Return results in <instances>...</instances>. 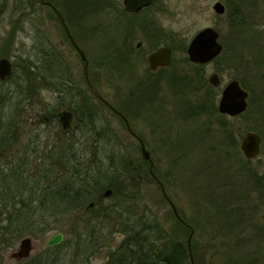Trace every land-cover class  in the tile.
Masks as SVG:
<instances>
[{"label": "trees", "instance_id": "16d2710c", "mask_svg": "<svg viewBox=\"0 0 264 264\" xmlns=\"http://www.w3.org/2000/svg\"><path fill=\"white\" fill-rule=\"evenodd\" d=\"M35 1L26 0L23 6L17 8L22 12V16L37 12ZM95 1L101 0L93 2ZM10 3V0H0V17L9 10ZM60 10L63 13L62 9ZM226 15L230 26L238 30L246 27L245 9L241 1L237 2L236 8L228 4ZM238 19H240L239 22ZM67 26L72 31L68 18ZM14 30L16 31V28ZM71 34L76 38L75 34L72 32ZM14 36L15 34L12 33L10 42H14ZM38 42L35 59H31V56L27 54L25 57L14 55L13 74L6 82L0 83V152H4L5 156L12 154V145L23 134L18 135L15 130L18 126L15 119L20 114L17 112L25 103L30 104L33 98L38 100L41 108L39 117H47L49 122L44 124H49L54 128L60 127V123L56 120V111L61 108L73 111L78 122L77 133L84 141H72L71 137L67 136L70 129L67 130L68 132L63 130L64 142H60V146L56 149L57 152L50 155V158L66 159L65 164L68 169L63 174L64 180H58L55 173L48 175L52 178L50 180L41 178V176L30 180L19 179L18 172L11 168L13 164L8 165L10 169L4 171L0 177L5 186L3 189L4 205L8 209L5 215L11 213L10 218L4 221L3 241H0L2 247L11 248L18 239L32 232L42 236L50 232L65 230L69 241L67 248L74 247L73 249L76 250L74 264H77L78 258L84 263L88 258V248L94 250L102 244L97 241L96 230L101 225L107 224L113 227L112 232L118 230L123 235V239L116 251L108 253V260L105 264H191L187 247L190 226L200 230L206 228V233H202L213 239L220 235H235L237 232L254 230L261 209L260 200L264 193V169L259 171L258 168L251 167L248 160H243L239 145L247 130L259 133L264 142V128L258 126L255 121H252V125L242 124L241 120L250 109L234 118L218 112L219 92L207 83L202 71L203 65H193L192 75L180 74L173 66L164 71L163 78L168 84L166 87L171 94L173 106H176L175 112L179 111L175 114L183 121L182 124L188 126L182 138L194 136L188 142L183 139L172 142L169 139L168 144L163 143V145L170 147L167 151L171 152L169 155L171 166L174 168L176 166L177 170V167L182 164L178 170L179 173L186 174L185 169H188L187 173L192 172L191 176L189 175L190 181L181 183V186L188 190L193 186L192 190L198 198L197 202L192 201L197 209V223L193 219L185 218L181 212H179L180 216L186 224L179 221L171 209L173 221L167 225L168 222H161L146 204L144 205L147 207L143 211H136L139 203L143 201L142 187L146 179L158 185L150 169L164 186L168 183L166 176L157 171L153 158L151 165L142 157L133 159L129 153L119 149L120 140L109 123L103 121V110L108 109L89 93L86 86L83 88L77 85L70 77L71 75L64 77V69L55 50H50L42 41ZM122 49L124 50L115 49L111 43L106 47L107 54L102 62L113 74L117 70L116 66L125 64L127 59L125 57L127 48ZM9 55L4 50L0 54L6 57ZM126 66L129 68V64ZM122 75L133 77L132 73ZM240 82L249 92L248 107L250 108L254 104L255 96L244 80ZM196 83L203 88L200 95L194 92L195 86H198L194 85ZM5 85H13L15 88L13 91L1 90ZM50 85L53 92H56L54 105L47 103L42 96L43 92L49 91ZM61 85L66 86L68 99L63 98ZM140 87L141 85H135V89H140ZM139 92L141 93V90ZM130 93L133 95L137 91L132 90ZM154 96L155 94L147 88V92L138 97L142 101L133 100L128 104V109L138 108L141 103H147L145 106L150 107ZM8 105L14 106V112L6 118L7 115L4 116L3 109ZM117 109L127 118V109L123 107H117ZM256 111L252 117L264 122V103L259 105ZM212 117L216 120L215 124L212 123ZM204 118L206 119L202 122ZM98 121L101 123L99 127ZM102 142L110 145V149L100 147ZM79 148L82 149L79 150ZM37 154H39L38 150L31 152L30 148L21 154L13 153L14 157H30ZM89 154H91L92 161L88 159ZM190 157L195 160L185 163L186 165L182 163ZM230 160H234L235 164L228 166ZM49 181H51L50 187H48ZM49 189L58 192L53 197V204L49 203L52 207L48 206L41 197V190L45 192ZM108 189H112L109 197L112 201L104 204L102 200L105 196L103 195ZM31 190H34L38 211L43 210L42 212H47L48 215L49 212L55 210H64L60 214L68 218V228L65 227L62 230V227H59L61 221L54 220L57 215L52 216L53 220H51L50 216V218L42 216L45 214H40L41 218L38 219L35 230L30 227L28 218ZM56 200L63 202V206L59 205ZM90 203H93L92 207L89 206ZM202 205L204 207L208 205L206 220H203L201 213ZM98 223H100L99 226H97ZM256 232L259 237H263L264 231L261 228L256 229ZM78 247L84 249L82 248L79 252L81 249ZM212 247L216 245L213 244ZM223 247L227 248L228 244L223 243ZM233 248L234 246L232 250ZM193 251L196 253L194 242ZM66 255L56 247H46L43 253L17 264H59ZM238 263L257 264L254 255L241 257ZM195 264H199L197 260Z\"/></svg>", "mask_w": 264, "mask_h": 264}, {"label": "rangeland", "instance_id": "374dc122", "mask_svg": "<svg viewBox=\"0 0 264 264\" xmlns=\"http://www.w3.org/2000/svg\"><path fill=\"white\" fill-rule=\"evenodd\" d=\"M50 1L55 3L59 9H62L64 15L69 19L72 26L71 32L76 36V43L87 57L89 63L88 75L93 85H95V88L102 96L115 107L127 109V119L132 129L136 135L141 137L145 142L156 164L157 171L166 176L168 181L165 186L166 191L176 205L178 212H181L185 218L193 219V221L197 223V209L193 206L192 201L195 203L198 198L192 190L193 186H191L189 190L186 186L187 189L181 186V183H188L190 181V174H192V172L188 171L187 173L188 169H185L186 174L182 172L179 173L178 170L181 168L182 164L177 167V170L175 169L176 166L175 168L171 166L169 157L171 152L167 151L170 147L168 148L165 147L166 145H163V143L168 144L169 139H171L172 142L181 141V139H183L182 135H185L188 126L182 124L183 121L175 114L177 112L179 113V111L177 110L175 112L176 106H173L171 94L166 87L168 84L163 78L164 73L161 74L159 71L152 74L149 70L146 71L148 68L147 62L140 58L142 57V53L147 57L151 45L149 46V44L146 45L144 43L142 46L140 57L135 64V73L132 78L125 75H114L113 72L108 70L103 64V58H105L107 54L105 51L106 47L110 46L111 43V45H114L115 49L124 50L122 48H128L127 45L129 43V38L127 39V28L125 25L119 24L123 23L124 20L121 19L119 15V20H116L112 15L116 12L115 4H106L105 1L102 0L99 2H93L94 0ZM85 1L88 2L85 3ZM162 1L163 11L159 13L157 17L153 14H151L152 17H149L150 19L153 18V21L157 19L159 25L157 27H162L164 32L163 34L159 33V37L153 40L157 42V44L152 43V45L158 46L160 44L159 46H162L164 44H169L174 46V62L172 66L176 69V72L180 74L189 73L192 75L193 65L197 64L190 62L187 57L186 50L190 40L196 33L204 28L213 27L218 30L223 50L215 60L204 64L202 69L207 83L212 73L217 72L220 76L221 86L215 88L219 92L217 107L223 87L231 80H244L247 84L246 86L253 92L255 100L254 104H252L250 108H247L250 109L248 111L249 113L245 114L241 122L245 125L255 121L258 126L264 128V122L261 121V123L258 119L255 120V118L252 117L257 112V107L264 103V0ZM217 1L223 3L227 9L228 4H230L232 8H236L237 2L241 1L245 9L247 20L245 21L246 27L238 30L230 26L226 13L217 15L213 10V5ZM10 2L11 5L9 10L0 17V54L2 50L9 53L10 55L8 58L11 59L12 62L16 54L24 57L27 54L31 56V59H35L36 47L39 44L38 41H42L45 45L47 44L50 50H55L59 57V61L62 63V68L64 69L63 76L67 77L71 75L70 77L76 84L84 88L86 85L83 75L84 64L81 62L79 55L65 35L64 29L60 23L53 18V15L50 18V10L38 4L36 13L22 16V12L17 8L23 6L26 0H10ZM239 21L240 19H238V22ZM153 26L154 24L152 27ZM149 27L151 26H148V28ZM14 28H16V31ZM12 33L15 34L14 42H10L9 40ZM155 33L156 32L150 31L148 36L152 37L151 35ZM137 36L138 39L133 42L130 48L138 41L142 40L141 37H139V33ZM1 57L6 56H0V58ZM121 74H124V72ZM135 85H141L140 89H135ZM147 85H151V87H147ZM194 85L198 84L196 83ZM14 88L13 85H5L2 86L1 90L13 91ZM147 88L155 94L152 100L153 104L147 107L145 106L147 103H141L138 108L128 109V104L133 100L142 101V99L138 97H140V94L143 96L147 92ZM194 89L196 95H200L203 92V88L200 85L195 86ZM132 90L137 91V93L132 95L130 93ZM139 90H141V93ZM42 96L50 105L55 104V95L52 92L45 91ZM39 109L41 108L36 98H33L30 104L25 103L20 107V110L17 112L20 114L17 115L15 119V123L18 124L15 130L18 135L19 133L23 134L19 137L17 142L12 145V154H8L5 158L3 157L4 161H0V167L10 162L6 161V159L14 158L15 155H13V153L18 152V150L21 152V150L24 151L28 148H30L31 152L33 148L39 151V154L32 155V157L36 158V164H40L38 162L40 157H50V155L57 152L56 149L60 146V142H64L62 137L63 129L61 126L54 128L49 124L46 125L39 122V117L35 115L41 113ZM61 110H63V108L56 112H61ZM13 112V105H8L3 109L4 116L7 115L6 118L12 115ZM115 115L109 112V110H103L102 117L103 121L109 123L111 129H113L117 138L120 140L121 144L119 149L129 153L133 159L142 157L141 150L139 149V142L129 134L125 123L119 120ZM205 119L206 118L201 121L203 122ZM215 121V118L212 117L213 124H215ZM202 122L198 125L201 126ZM100 125L101 123L98 121V127ZM199 131L202 130L199 129ZM67 136L71 137L72 141L75 142L84 141L81 135L77 133V128L74 123ZM193 136L194 135L190 137L185 136L183 140L188 142ZM166 138L168 139L166 140ZM101 144L100 147L103 149H110V145H106L105 142ZM81 149L82 148H79V150ZM239 150L241 158L243 160H248L244 157L240 145ZM88 159L92 161L91 154L88 155ZM191 160L195 159L190 157L187 161H183L182 163L187 164ZM248 161L251 167L258 168L259 171L264 169V142L261 154ZM232 164H235L234 160H230L228 166ZM203 180L204 179H202V181ZM30 183L32 182L30 181ZM142 198L143 201L139 203L136 211L141 212L148 206L161 222L166 223L165 221H167V225H169V223L173 221L170 213L171 207L165 199H163L158 185L149 181V179H146V183L143 184ZM260 201L261 209L259 210L258 222L257 225L254 226V230L237 232L235 235H220L215 237L216 239H213V237H207L203 234L204 232L206 233V228L200 230L197 228L193 229V227L190 226L194 230L191 239L192 251L193 242L196 245V253L193 251L194 264L195 260H197L199 264H232L233 262V264H239V259L247 255H254L257 264H264V235L263 237H259L256 232V229L259 228L264 231V193ZM207 208L208 205L205 207L202 205L200 207L203 220L207 218ZM210 213L212 214V212ZM59 227H62V230L64 229L61 223ZM111 228L104 231L109 239L107 241H99L102 243L101 250L95 255H89L84 263L78 258L77 264H105L107 262L109 251H114L123 239V235L119 233L118 230L113 232V234L110 232V234L109 230ZM53 233L54 232H50L42 236L37 235L38 237L36 238H38V241H33L34 250L32 251L31 258L45 251L47 240ZM27 236L28 235L22 236L11 248H4L0 245V264H17L16 260L11 257V254L17 250L20 240ZM244 241H246V244L243 245ZM223 243L228 244V247H223ZM63 244L65 247H63L61 252L67 255L61 260L62 263L74 264L76 260V256H74L76 250L73 249L74 247L67 248L69 245V241L67 240L63 241ZM213 244H215L216 247H212ZM233 246L234 250H232ZM228 250L230 251L228 252ZM62 263L60 262L59 264Z\"/></svg>", "mask_w": 264, "mask_h": 264}, {"label": "water", "instance_id": "95a60500", "mask_svg": "<svg viewBox=\"0 0 264 264\" xmlns=\"http://www.w3.org/2000/svg\"><path fill=\"white\" fill-rule=\"evenodd\" d=\"M152 0H128L125 5L126 11H136L144 4L150 3ZM45 4L51 6L57 13L60 22L62 23L66 33L69 36V39L79 54L81 61L85 62L84 65V75L88 86L92 89L94 95L102 101L108 108H110L116 115H118L125 123L126 129L130 135L137 139L140 145L141 156L144 160L148 161L151 165L152 157L150 151L147 149L143 139L136 135L134 130L131 127L129 120L125 117L123 113L118 111L107 99H105L102 94L92 85L89 75H88V62L85 53L76 43L74 37L69 31V28L58 12L56 7L51 2H46ZM213 10L217 15H223L225 13V6L221 2H216L213 5ZM223 45L220 42V34L218 30L213 27H207L200 30L196 33L193 38L190 40L187 47V56L190 62L197 65H204L215 60L222 52ZM171 50L168 47H160L158 50L151 53L148 57L149 68L151 71H155L159 66H167L170 63ZM14 72L13 62L8 57L0 58V82H5L9 79ZM208 83L213 88H218L221 86V79L217 72L212 73L208 78ZM248 98L249 92L242 86L241 82L237 79L229 81L222 89L220 99L218 102V112L221 115L228 117H238L242 115L248 108ZM59 118L61 122L62 129L68 130L71 128V121L73 118V113L69 110H64L59 113ZM263 139L262 136L253 130H247L240 141V149L244 157L248 160L258 157L262 152ZM152 176L156 179L161 194L164 199L167 201L171 207L175 217L183 222V219L179 215L176 205L171 200L168 195L164 184L156 178L153 174L152 169H150ZM112 194V189L105 191L103 196H109ZM90 207L93 206V203L89 204ZM191 228V232L188 237L187 247L189 251V257L191 264H194L193 251H192V236L194 230ZM64 235L62 233H56L52 235L48 241L47 246L54 247L63 242ZM34 249L33 241L31 238L26 237L22 239L19 243V246L15 252L11 254V257L16 260L28 259L31 257L32 251Z\"/></svg>", "mask_w": 264, "mask_h": 264}, {"label": "flooded vegetation", "instance_id": "af4514ba", "mask_svg": "<svg viewBox=\"0 0 264 264\" xmlns=\"http://www.w3.org/2000/svg\"><path fill=\"white\" fill-rule=\"evenodd\" d=\"M127 1L128 0H105L106 4L107 3L115 4L116 12L114 14H112V15H113L114 19H116V20H119V17L124 20L123 23H119V24L120 25H125V27L127 28L126 30H127V34H128L127 39L129 38V43H128V45L126 44L129 49L127 48V52L125 54V57L127 58L125 60V64H121V65L116 66L115 69H117V70L114 71V75L121 76L122 75L121 73H123V72H124V74H128V73L134 74L135 73V68L134 67H135V64H136L137 60L140 57V51H141V48L144 45V43L146 45L149 44V46L151 45V49H150L147 57L145 56L144 53H142L141 54L142 57H140V58L143 59V61L146 60V62H147L148 68L146 69V71L149 70L152 74L157 73V72L160 71V73L163 74L166 69L170 68L173 65V62H174V58H173L174 57V46H171L169 44H164L162 46H159L160 44L158 46H153L152 45V43L157 44V42H154L153 40L155 38L159 37V33L163 34L164 32L162 30V27H157V26H159L157 19L156 20L154 19V21H153L152 20L153 18H151V19L149 18V17H152L151 14H153V15H155L157 17L159 15V13H161L163 11V9H162L163 8V1L162 0H152L150 3L144 4L138 10L133 11V12L125 10V5H126ZM46 2H51V1L50 0H36L35 1V6H36V8H38V4H39L40 6H43V7L47 8V9H49L50 10L49 11L50 18L53 15L54 16L53 18H55L60 23L62 28L64 29V27H63L62 23L60 22V19H59L58 15H57L56 11L51 6L45 4ZM217 2H220V1H217ZM51 3L56 7V9L61 14V16L64 18V20H65V22L67 24L66 15H64L61 12L59 7H57V5L55 3H53V2H51ZM226 12H227V8L225 6V13ZM118 15H119V17H118ZM153 24H154V26L152 27ZM148 26H151V27L148 28ZM149 30L152 31V32H156V33L154 35H151L152 37H150V36H148V34L150 32ZM64 32H65V35L67 36V38L69 39V36L66 33L65 29H64ZM70 33H71V31H70ZM138 33H139V37H141L142 40L138 41L132 48H130L132 46L133 42L136 41V39H138V36H137ZM69 41H70V39H69ZM160 47H168L171 50L170 63L167 66H159L155 71H151L150 68H149L148 57H149V55L151 53H153L154 51L158 50ZM186 53H187V51H186ZM81 62L85 65L84 61H81ZM87 62H88V60H87ZM126 64H129V68L126 66L127 69H128L127 71H126V67H125ZM13 67H14V65H13ZM88 69H89V63H88ZM83 75H84V72H83ZM89 79H90V76H89ZM84 81H85V84H86L85 86L87 87L89 93L94 95V93L92 92V89L88 86V84L86 82L85 75H84ZM90 81H91V79H90ZM1 83H4V82H1ZM91 83H92V81H91ZM92 85H93V83H92ZM61 86L63 87V89H62L63 98L68 99L69 95H68V91H67L66 86L65 85H61ZM93 86L96 87L95 85H93ZM51 88H52V86L50 85V89ZM50 89H48V90L50 92H52L56 96V92H53V89H51V90ZM94 97L98 101H100L95 95H94ZM100 102L103 103L102 101H100ZM103 105L111 113H113L115 115V113L110 108H108L104 103H103ZM96 106H98V105H96ZM115 108L117 109V107H115ZM64 110H68V109H63L61 111H64ZM69 111H71V110H69ZM71 112L73 113V111H71ZM59 113L60 112L57 113L56 120L60 123V126H61ZM35 115L39 117V115H41V113H38V114H35ZM115 116L118 117L120 120H122L118 115H115ZM39 122L40 123H47V122H49V119L47 117H45V116H43L42 118L39 117ZM73 123L76 125V128H77L78 122H77V119H76L74 113H73V118H72V121H71V127L73 126ZM65 131H67V130H65ZM32 150H35V149L33 148ZM22 152H23L22 150H21V152L18 150V152H16V154H21ZM0 157H2V158H0V161H4L5 153L4 152H0ZM6 161H10V162L7 163V164H4V166L0 167V177L3 174L4 171L10 169V167L8 166L10 164H13V167H11V168L15 169L18 172L19 179H23V180H27V179L30 180L31 178H35L37 176H41V178H46V179L48 178L50 180L52 178L49 177L48 175H53V173H55L57 175L56 178L58 180H64L63 179L64 178L63 174L66 173L67 169H68L66 164H65L66 159L44 157V158H39L38 159V162L40 164H36V162H37L36 158L30 156V157H14L12 159H6ZM50 186H51V181H49L48 187H50ZM4 188H5V186L3 184V181L0 180V194H1V198H0V241H3L4 221L6 220V218L7 219L10 218V215H11V213H10V215L9 214H7V216L5 215L6 214V210H8V209L4 205V196H3V192H4L3 189ZM33 191L34 190H31L32 197H31V200H30L31 205L29 207V218H28V219H30L29 220L30 227H32V229L35 230L37 222H38V219L41 218L40 214H45V215H42V216H45L46 218H50L51 217L50 218L51 220H53L52 216L57 215L54 218V220L58 221V222L61 221V224L64 226V228L65 227L68 228V223H69L68 218L64 217L63 214H60V212H63L64 210H55V211L49 212L48 215H47V212H45V213L42 212L43 210H41V211L37 210L36 199H35L36 197H35V194H34ZM56 194H58V192H53V189H49V190H47L45 192L43 190H41V197H43V201L46 204H48V206H50L49 203L51 205L53 204V202H54L53 197H55ZM110 196L111 195L105 196V198L103 197L102 201H103L104 204H108V203H110L112 201V200L109 199ZM56 202L59 205L63 206V202H61L59 200H56ZM50 207H52V206H50ZM13 217L17 218L18 216L17 217L13 216ZM20 218L21 217L19 216V219ZM42 219H43V217H42ZM99 225H100V223L97 224V226H99ZM111 227L112 226H109L107 224H103L100 227H98V229L96 230V233H95V235H97V238H98L97 241H107L109 238H107L108 235L106 233H104V231L109 229V228H111ZM112 229H113V227L109 230V233L111 232L113 234V232H115V231L112 232ZM56 233H62L64 235L63 241L67 240V235H66V231L65 230L64 231H55L52 235H54ZM27 237L31 238L32 241H38V238H36V237H38L36 233L32 232V233L28 234ZM24 238H26V237H24ZM62 244H63V242L61 244L57 245V246H54L53 248L56 247L61 252V250H63V247H65L64 244L63 245ZM61 246H63V247L61 248ZM47 247H49V246H47ZM82 248L83 247H78V249H81V250H79V252L82 251ZM101 248H102V244H99L98 247L94 248V250H91L90 248H88V250H87L88 256L89 255H95V253L99 252L101 250ZM116 250H117V248L114 251H116ZM24 260H27V259L16 260V263L22 262Z\"/></svg>", "mask_w": 264, "mask_h": 264}]
</instances>
